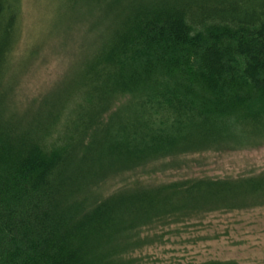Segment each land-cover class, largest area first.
Wrapping results in <instances>:
<instances>
[{
  "label": "trees",
  "instance_id": "16d2710c",
  "mask_svg": "<svg viewBox=\"0 0 264 264\" xmlns=\"http://www.w3.org/2000/svg\"><path fill=\"white\" fill-rule=\"evenodd\" d=\"M66 4L80 61L17 102L21 0H0V264H139L144 231L263 207L264 173L102 189L176 155L264 146V0Z\"/></svg>",
  "mask_w": 264,
  "mask_h": 264
},
{
  "label": "rangeland",
  "instance_id": "374dc122",
  "mask_svg": "<svg viewBox=\"0 0 264 264\" xmlns=\"http://www.w3.org/2000/svg\"><path fill=\"white\" fill-rule=\"evenodd\" d=\"M66 1L21 0V35L13 63L15 71L22 70L13 96L17 102L38 100L58 90L71 60L76 56L80 61V50L85 42L82 34L73 33L66 26L65 18L74 12L67 7ZM75 26L78 28L83 23ZM30 52L29 59L26 56ZM23 58L29 60L28 64ZM146 170L139 169L135 174L108 180L102 196L125 186L149 187L203 177L235 179L259 175L264 173V146L176 155L152 162ZM144 234H148L153 243L130 254L139 264H202L208 261L264 264V206L209 213L194 220L144 231Z\"/></svg>",
  "mask_w": 264,
  "mask_h": 264
}]
</instances>
